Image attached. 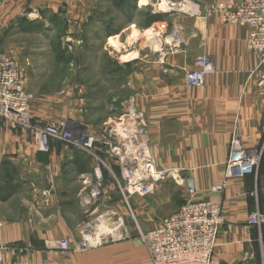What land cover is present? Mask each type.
I'll use <instances>...</instances> for the list:
<instances>
[{"label":"crops","instance_id":"1","mask_svg":"<svg viewBox=\"0 0 264 264\" xmlns=\"http://www.w3.org/2000/svg\"><path fill=\"white\" fill-rule=\"evenodd\" d=\"M79 7L86 15L88 4L80 2ZM206 29L211 35L210 44L196 57L210 58L214 72L206 75L198 88H189L184 79L194 60L176 53L165 56L162 65L153 64L141 54L147 47L152 49V44L139 31H134L127 43L138 44L126 60L138 63V69L129 77L128 88L135 110L145 123L151 167L157 172L167 168L181 170L194 183L196 201L221 206L224 229L220 228L219 233L226 236L217 237L210 264H244L253 257L245 247L255 237L250 232L259 231L256 239L261 233L258 227L247 225V217L256 211L264 213V202L258 204V197L254 196L253 175L225 178V162L232 138L247 149L258 147L264 139V60L247 50V28L221 25L213 18L206 22ZM29 135L25 127L16 132L0 128V163L7 160L22 168L23 179L32 182L28 194L32 205L26 202L22 221L1 225L0 244L22 243L34 249L32 255L16 262L12 261L14 255L7 253L4 264H137L133 241L106 245L89 254L83 251L63 255L52 250L59 240L75 244L86 228L81 226L83 221L75 223L70 219L78 216L75 211L80 209V200L95 190L91 176L95 163L90 161L89 171L77 173L73 150L53 137L48 139L45 157L41 159L42 154L32 145ZM96 162L100 168H94L102 169L105 176L102 206L123 216H135L139 210L141 217L154 218L147 232L156 229L181 205L161 210L163 199L157 197L153 199L154 207L151 200L148 210L139 209L142 200L126 199L122 193V168L118 161L101 152ZM46 187L51 189L50 206L43 207L38 193ZM248 201H252L251 206ZM142 262L147 264L145 258Z\"/></svg>","mask_w":264,"mask_h":264},{"label":"rangeland","instance_id":"2","mask_svg":"<svg viewBox=\"0 0 264 264\" xmlns=\"http://www.w3.org/2000/svg\"><path fill=\"white\" fill-rule=\"evenodd\" d=\"M110 1L0 0V54L13 58L24 80L25 90L29 96L30 116V125L25 129L29 131L32 145L42 154L39 157L41 159L45 157L47 147L40 148L36 131L46 125L65 122L69 131L79 134L83 139L78 144L69 141L62 143L72 149L74 154L79 151L86 155L84 167L87 171H89V162L95 163L91 173L92 178L95 179V190L82 201L80 200L81 210H76L78 216H73L70 220L75 223L83 221L82 227L98 223L99 229L93 232L90 228L84 229L85 231L79 234L80 238L75 244L67 240L56 241L52 250L63 255L83 251L89 254L106 245L133 241L137 247V264L145 263L142 262L143 258L147 264H150L144 236L154 218L141 217L139 210L135 216L129 217L126 213L123 216L112 208L103 207L101 196L105 176L102 169L94 168L95 166L100 168L96 161L101 152H105L107 156L109 153L116 160L115 150L119 149L121 154L126 150L136 157L141 165L143 159L137 149L140 146L145 147L144 150L147 152L148 137L145 123L142 115L135 110L134 100L128 88L129 77L135 69H138V63L126 60H129L131 55L129 52L134 51L138 44L136 41H131L130 45L127 43L133 32L139 31L143 38H147L148 44H152V49L147 47V50L141 54L148 56L153 64L162 65L165 56L176 53L187 55L189 59L194 60L201 57L196 55L210 44L211 35L206 29V22L216 18L221 25L231 23L221 22L217 5L224 0H136L137 12L131 20L114 9ZM80 2L88 4L86 15L83 10L81 12L79 10ZM145 15H158L160 21L145 27ZM97 16L112 23L114 29H117L116 33L111 35L104 33ZM84 26L86 31L85 37L82 38ZM68 47H71V50ZM247 50L251 52L248 48ZM251 53L261 59L257 54ZM128 120L133 122L129 123ZM125 125L129 126L128 134L133 132L130 140L122 134V128L125 129ZM0 128L11 132L23 129V127L12 128L2 122H0ZM137 128H139L138 131L135 130ZM84 137L92 139L90 148L84 147L87 143ZM253 149L256 151L258 162L250 175H253L255 179L254 196L256 194L257 203L262 204L264 202V139L258 147ZM1 166L0 185L7 171L6 167L1 168ZM16 168L15 181L12 183L15 189L8 199L0 201V227L5 222L22 221L26 202L32 205L28 195L31 192V179L24 180V171L20 167ZM170 169L179 173L184 180L183 183L175 184L169 178L155 183L151 194L133 196L143 201L139 204V209L148 210L151 200V205L154 207L153 199L157 197L163 199L159 207L161 210H171L186 201L187 187H193L194 183L179 169L164 170ZM152 170L155 177L158 173L153 168ZM67 171L69 172L66 169L65 172ZM162 182L165 184H161ZM160 184L162 187L159 189ZM50 193L51 189L47 187L38 193L43 207L50 206ZM193 199L196 200L195 197ZM71 204L75 202L72 201ZM251 204L252 201H248V205L251 206ZM218 206L221 222L216 243L220 228L224 229L221 226L223 223L221 206L220 204ZM262 228H259L261 233L258 239H256L258 230L254 233L250 232V235L255 237H252L251 242L245 247L253 253V257L251 261L244 264H264ZM220 235L226 236L224 232ZM61 241L68 244L71 248L70 252L62 251L57 247ZM85 242H87V249L80 246ZM0 246L3 248L0 264H4L7 253H12L14 255L12 261L16 262L32 255L34 251L33 248L26 247L22 243L0 244Z\"/></svg>","mask_w":264,"mask_h":264},{"label":"built area","instance_id":"3","mask_svg":"<svg viewBox=\"0 0 264 264\" xmlns=\"http://www.w3.org/2000/svg\"><path fill=\"white\" fill-rule=\"evenodd\" d=\"M217 8L222 23L245 26L248 29L247 48L263 60L264 0H224ZM68 49L71 50V47ZM213 72L214 67L210 59L201 56L194 59L193 68L186 72L184 79L189 88H198L205 76ZM28 106L29 96L13 58L0 54V122L12 128L28 127L30 125ZM125 127L122 128V134L130 140L133 132L128 134L129 126ZM36 137L41 149L46 148L50 137L74 144L83 139L79 134L69 131L65 122L43 126L36 131ZM86 140L84 147L90 148L92 139ZM144 149L145 147L141 146L137 149L142 155V165L129 151L124 150L121 154L122 152L116 149L114 152V157L122 167V192L126 198L151 194L155 183L167 178L175 184H182L184 181L173 169L157 172L158 174L153 177L151 162ZM257 162L256 151L242 147L234 138L225 162V178L250 175ZM194 195V187H187V199L178 210L164 218L156 229L146 232L144 238L152 264H210L221 222L219 206L209 201H196L193 199ZM247 225L264 227V213L256 211L249 214ZM57 245L62 251H71L65 241ZM80 246L88 248L87 242ZM2 254L3 248L0 246V261Z\"/></svg>","mask_w":264,"mask_h":264},{"label":"trees","instance_id":"4","mask_svg":"<svg viewBox=\"0 0 264 264\" xmlns=\"http://www.w3.org/2000/svg\"><path fill=\"white\" fill-rule=\"evenodd\" d=\"M111 5L114 9L118 10L121 15L126 17L127 19L131 20L134 13L137 12V2L136 0H111ZM99 24L102 25L104 33L112 34L116 33L117 29H114L112 26V23L108 22L106 19L101 18V16H97ZM144 25L145 27H149L152 24L159 22L160 17L158 15L150 16L145 15L144 16ZM85 29V30H84ZM83 32L81 37L84 38L86 27L84 26ZM82 153V154H81ZM76 151L74 156V164H76L77 167V173L85 172L84 165L86 164V155L83 152ZM85 155V156H84ZM1 168L6 167L7 171L5 173V176L2 179V185H0V201H5L8 199V197L11 196L13 190L15 189V186H12V183L15 181V170L17 169L13 164H11L7 160H3L1 162Z\"/></svg>","mask_w":264,"mask_h":264},{"label":"bare ground","instance_id":"5","mask_svg":"<svg viewBox=\"0 0 264 264\" xmlns=\"http://www.w3.org/2000/svg\"><path fill=\"white\" fill-rule=\"evenodd\" d=\"M32 118V117H31ZM98 224V223H97ZM97 224L96 223H94V224H92L91 226H88V227H86L85 229H88V228H90V230H92V232L93 231H97L98 229H99V227L97 226ZM89 230V231H90ZM85 231V230H84ZM86 231H88V230H86ZM88 231V232H89ZM97 238H98V236H97ZM106 238V237H105Z\"/></svg>","mask_w":264,"mask_h":264}]
</instances>
